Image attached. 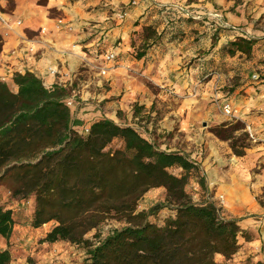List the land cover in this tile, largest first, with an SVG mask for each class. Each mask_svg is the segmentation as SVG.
Here are the masks:
<instances>
[{
	"label": "crops",
	"instance_id": "crops-1",
	"mask_svg": "<svg viewBox=\"0 0 264 264\" xmlns=\"http://www.w3.org/2000/svg\"><path fill=\"white\" fill-rule=\"evenodd\" d=\"M172 5L203 21L159 11ZM119 11L126 13L122 20L115 19ZM213 13L226 25L214 35L215 21L208 17ZM0 18L11 24L10 29L0 25V76L23 66L47 86L54 82L47 70L56 68L60 80L77 92L78 105L71 111L75 120L93 123L104 116L117 122L116 115L123 113L159 150L188 155L205 182L202 191L191 179L195 196H212L220 216L236 220L241 232L232 258L225 262L217 255L216 262L264 264V0H0ZM58 21L73 30H57ZM144 28L153 29L155 38L144 41ZM237 39L255 42L250 56L228 54ZM28 47L36 54H28ZM112 49L117 50L115 67L100 77L92 68L94 51ZM138 53L143 55L137 58ZM8 81L13 84L11 77ZM225 103L236 110V120L222 113ZM235 124L246 136L241 156L233 153L229 140L212 133ZM2 196L0 188V205ZM12 218L9 246L15 229H23L13 213ZM20 232L22 243L8 248L12 259L23 247L36 264H52L61 247L56 260L72 254L66 242H41L35 253L28 248L33 236Z\"/></svg>",
	"mask_w": 264,
	"mask_h": 264
},
{
	"label": "trees",
	"instance_id": "trees-1",
	"mask_svg": "<svg viewBox=\"0 0 264 264\" xmlns=\"http://www.w3.org/2000/svg\"><path fill=\"white\" fill-rule=\"evenodd\" d=\"M155 36L153 29H143L144 41ZM254 43L237 39L228 54L248 57ZM12 81L13 92L0 82V185L13 198L33 200L32 228L53 223L41 242H66L82 250L83 264H218L217 255L227 262L237 252V221L223 219L212 196L196 203L187 193L192 178L205 191L199 167L188 155L161 151L134 127L108 118L91 123L86 136L78 135L74 128L82 123L64 104L67 90L47 89L30 72L15 74ZM242 130L235 124L212 133L229 140L241 156L244 146L238 147L233 135ZM114 141L119 148H110ZM153 189L164 190L162 202L138 210ZM164 209L168 213L157 222ZM109 222L119 227L102 231ZM13 226L12 211L0 205V238L6 243L0 264L11 262ZM25 264L36 262L28 257Z\"/></svg>",
	"mask_w": 264,
	"mask_h": 264
},
{
	"label": "rangeland",
	"instance_id": "rangeland-1",
	"mask_svg": "<svg viewBox=\"0 0 264 264\" xmlns=\"http://www.w3.org/2000/svg\"><path fill=\"white\" fill-rule=\"evenodd\" d=\"M39 3H43V0H39ZM11 6V4L9 3L8 7ZM7 7V8H8ZM201 23V22H200ZM211 34L213 35L214 33L211 32ZM9 89L13 92L15 90V87L12 85V83L8 84ZM117 124L119 125H126V126H131L134 127L136 130H138V132L140 131L139 127L141 126L139 123L133 122L131 121L128 116L126 114H117ZM148 123V121H147ZM234 139L233 141L236 142L235 144L239 146L241 145H245V141H246V136L245 133L242 131H238L233 135ZM120 147V142L119 141H114L110 148L112 149H116ZM239 149V148H238ZM171 172L173 174H177L178 171L177 170H171ZM0 188L2 189L4 196H2V198L4 199L3 201V207L6 208V206L11 207L12 209V213L14 214V219H15V224L19 225L21 228L23 229H15L14 231V235H13V244L12 246H9L8 248H12L13 246H15V244H21L22 241L19 240V233L20 230L24 232V234H26L27 236H30V234L33 236V240L31 241L33 244L28 245L29 250L32 251V248H34V252L38 253L41 248H38V245L41 244V239H43V237L46 235V233L49 232V230L53 227V223H49L46 226H41V230L39 229V231H34L35 228H32L30 226V219L32 217V213H33V200L32 199H22L19 200L18 198H13L11 197V193L7 190L6 185H0ZM186 191L187 193L192 197V200L196 203L200 202L201 200H203V197L205 196H199L196 197V191L194 190L193 186H192V180L189 181V184L186 187ZM164 198V190H158V189H153L150 190L149 192H147L139 201L138 203V210H146L148 208H150L151 206H153L154 204L158 203V202H162ZM22 201V204H20V202ZM167 209H164L163 211L159 212L158 216L156 217V221L160 222L163 219V216H165V213H168V211H166ZM119 227V225L117 224V222H109L106 226H104L102 228V231H106L107 229H109V227ZM33 233V234H32ZM18 234V235H17ZM15 236H18V238H15ZM12 237V235H11ZM1 239V238H0ZM18 239V240H17ZM17 240V242H16ZM4 242L0 241V244ZM1 246L0 245V251H1ZM24 250V247H23ZM21 248H16L14 251V257L12 259L11 257V262L10 264H25L26 259L30 256H27L26 253H24ZM60 252L56 253L57 255H55V257H59V255L63 254V248L61 247ZM56 252V251H55ZM17 253V254H16ZM66 255H68V259L66 261L64 260H56L55 257L53 258V263L52 264H68V262H72V264H83L84 261V254L83 251L78 249V248H74L72 249V254H70V252L66 253ZM36 261V260H35Z\"/></svg>",
	"mask_w": 264,
	"mask_h": 264
},
{
	"label": "built area",
	"instance_id": "built-area-1",
	"mask_svg": "<svg viewBox=\"0 0 264 264\" xmlns=\"http://www.w3.org/2000/svg\"><path fill=\"white\" fill-rule=\"evenodd\" d=\"M165 11H166L165 12L166 14L173 12V13L180 14L181 16H183L185 18H191L194 21H201V22L203 21L202 19H200L196 16H193V15L190 16L188 14V11H186V9L180 8L177 5L168 6V7H166ZM125 16H126L125 11H121V12L119 11L115 15V19L122 20ZM208 17H209V19H212L213 21H215V23L213 22L214 24H212L210 27V32L214 33L218 29H222V28L226 27V25H224L220 21L218 15L213 13V14H210V16H208ZM0 25L2 27L8 28V29H10V27H11V24H9L7 21H5L1 18H0ZM14 25L16 27H19L21 25V22L15 21ZM56 29L71 32L73 30V26L70 23L69 24H63L60 21H58L56 23ZM40 33H44V29H40ZM26 52L30 55L36 54V51H34L33 47H28ZM97 52H98L97 50L94 51V54H95L94 61L95 62L92 65V68L94 70H96V73L98 76L104 77V76L108 75L109 72L112 69H114V67H115V62L117 61V50L112 49L109 51H105L104 53H97ZM24 69L25 68L23 66H21L20 69L9 70L5 74H3V76H0V82L8 85L10 83L8 81V79L10 77H11V79H13V76L15 74H23V73L27 72ZM47 74L54 78V82L51 85H47V86L44 85V87L47 89H52L54 86H57V87H61L65 90H67L69 92V97L64 100V104L70 111L75 109V107L78 105V99H77L78 95H77V92L70 89L69 81L60 80V73H59L58 69H56V68H52V67L48 68ZM94 108L96 110H98L99 112H101L100 104L94 105ZM221 111L226 117H229L233 120H236V110L229 103H225L222 106ZM103 118H105V117L103 116L101 119H103ZM90 125H91V123H82L81 126L75 127L74 129L76 130L78 135L86 136L89 132ZM247 136H248L249 140H251V141L256 140V138L248 130H247ZM260 222L264 225V218H262Z\"/></svg>",
	"mask_w": 264,
	"mask_h": 264
}]
</instances>
